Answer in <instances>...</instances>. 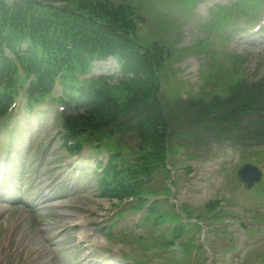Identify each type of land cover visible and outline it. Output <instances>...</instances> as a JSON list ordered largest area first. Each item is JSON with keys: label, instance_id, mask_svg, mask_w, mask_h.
Wrapping results in <instances>:
<instances>
[{"label": "rangeland", "instance_id": "obj_1", "mask_svg": "<svg viewBox=\"0 0 264 264\" xmlns=\"http://www.w3.org/2000/svg\"><path fill=\"white\" fill-rule=\"evenodd\" d=\"M217 1L220 0H205L201 3H199L198 0H144L141 10L145 13V23L137 29L139 32L138 41L140 40L143 42L153 39L149 38L150 30L157 27H164V32H162L161 35L154 37V40H158L161 43L165 42V44L168 43L167 46L169 48H174L177 43L180 47L176 48H179L181 53L184 50L188 54H193L196 51L195 54L198 53L202 57V67L209 66L211 63L209 58L204 57L207 52L203 50V48L202 51L199 47H196L195 49L187 48L189 44L193 45L195 43L194 39H196L197 36H200L199 32L203 29H201L198 25H194L193 23L195 21L184 22L181 27H179V24L186 17L192 18L193 14L191 11L193 5V10L197 11V13L200 12V15L203 17L207 15L205 10L207 9V6ZM138 10L141 13L139 8ZM160 11L161 17L159 15ZM166 33H168L169 36L166 37ZM161 36L163 42L160 39ZM260 39V36L245 39L241 42L240 46H242V49L246 52H249L250 50L253 51V48L250 47L252 44L251 42L255 43L254 45H258ZM171 53H174V49H171ZM254 54L255 56L250 58L247 68L248 71L253 70V64L256 62V66H259L255 70L260 71V74L257 76L259 77L261 73L264 72V62L261 63V61H256V54L257 56H260L261 52L259 54L258 52ZM199 62L200 60L196 59V56L193 55L191 58H183L181 61L173 63L170 69L177 68L176 75L179 79H176L177 84L175 87L183 88L186 87V85L193 86L192 81L194 82L197 80L200 75L198 74V71L200 70ZM167 66L168 65H165L163 70H167ZM239 66L241 67V64ZM228 68L229 65L226 66V69ZM260 68L261 70H259ZM170 69L165 72V76L168 77L169 80L175 81L169 73ZM253 77L252 71L247 74L248 80ZM180 80H183V84H181ZM243 83L245 84V80ZM246 83L250 86L249 81H246ZM170 105L172 107L171 100ZM170 109L171 116L174 115L180 118L181 128L183 127L185 128V131L191 133L193 131L190 129L191 119L189 118V114L185 106L180 112H177L173 108ZM75 111L76 110L71 107V109L69 108L67 110V114L74 116L76 115ZM58 121L59 119L56 120V125L51 127L53 122L49 120L47 127H44V129L38 133L33 129L34 127L38 128L41 125L42 119H38L37 122L35 113L25 120H23V118L19 119L18 125L19 127L23 126V128L22 130H16L14 144H18L19 147L23 146V153L19 162L16 161L15 165H19L23 169L27 168V170L30 171L29 180L27 181V185L25 187V190L27 191L21 195L25 199H28L31 196H40L42 190L52 193L55 192V190H51V186L43 187V183H49L52 180V175L55 174L50 171L56 164V156H59V161L65 156V147L58 141L59 139L57 134L60 130L57 125ZM24 125H28L27 128L24 127ZM181 128L178 129L176 127L175 131H182ZM2 136L3 134L1 135V138ZM226 136L230 138L231 135L226 134ZM137 140L136 133L130 130L129 132H125L124 137L121 139V143L130 146L136 144ZM205 141L199 139L191 148L192 153L196 155L194 158L191 156L187 157V155L183 152H178V156L176 157L179 161V168L177 172L179 188L177 189V198H179L180 202H184L189 205V208L192 211H196L197 213L195 214L201 213L207 217H211L210 213H208L207 207H205L210 199H219L223 196L233 197L231 205L228 207L231 208L233 212H236V215H238L237 210L240 211L243 207L239 208L238 205L234 204L233 202L235 199L238 200H235V202H241L243 206L248 205L253 208L251 214L247 218L248 225H251L253 223L251 222L253 216L252 214H254L255 208L261 205L262 199L259 198L260 194H258L256 190L248 192L244 191V193L240 191L241 187L237 184L235 173L232 174V171H236L235 160L229 163H224V161H222L224 164L222 165L223 168L221 167V155L224 154L229 157L234 155V148L230 146V143L232 142L227 141L224 143L222 138L215 140L208 138L207 141ZM31 145H33V152L29 149ZM256 147L257 144L255 148ZM236 150L238 151L236 155L239 156L240 163L243 160L250 161L255 159L262 165V167H264V156L255 158L256 153L252 154L240 151L237 148ZM17 155H19V153ZM38 156H44L46 158L44 164ZM13 159H15V155H13ZM45 172H49L48 180L38 183V180L43 177ZM36 183H38V185L33 186ZM82 184L83 185L80 189L75 192H73L72 189L63 190L67 194H65L66 196L59 201H62L65 206L62 209H58V207L54 208L51 215L42 216L43 213L40 209H36V211L33 212L30 208H27L24 203L19 204V208L22 206L23 210L18 209L17 206L12 204L3 205L0 208V247L9 248V252H12L10 255L14 256V258L16 257L19 264H60L58 256L62 258L63 264L65 261L64 259L72 262L73 264L85 262L82 260L83 254L79 253L76 249L78 248L77 245L75 246L76 248L70 247L73 243L76 244L75 242L79 240L82 219H87V221L83 223L85 228H87L88 225L96 226L98 218L101 220V218L112 217V214L115 213V207H113L115 205L111 204L112 202L108 200V196L105 192L100 191L97 184L93 181L87 182V180H84ZM224 185H226L225 188ZM159 186H161L160 183ZM8 189L12 193H17L10 186H8ZM163 191L165 192L166 190ZM15 194L13 196H16ZM245 196L252 197L248 200V202H246L243 201ZM26 208L28 211L27 214L29 215L28 218L25 217V214H23ZM261 213L264 214V208H262ZM33 214H35L36 217L42 216V218L36 219ZM127 215V217L122 218V221L120 222L121 224H119L118 227L122 226V224H129V226H131V230L135 229V234H144L145 231L142 228L137 227L136 222L133 221L135 213H128ZM241 217H244V214L241 213ZM238 220H235L234 223H229L227 222V219H216V221H211L210 224H207V229L210 231L207 232L208 241L213 247V255L210 254V259L212 256L217 257V260H214L213 262L214 264H238L236 261L231 262V259L235 256V253L240 252L237 251L238 246L240 248L243 243L248 247L250 245L251 248H256V250L254 251L252 258L246 261H244L246 258H241L239 260V264H252L250 262L251 260L254 261V258L257 257V255H260V252L264 253V231L255 232L250 229L243 234V231L240 229L241 224L237 222ZM101 221L102 223L105 222L103 220ZM163 221H165V219H163ZM111 222H109V224H112ZM70 225H74V229L66 232L64 229L68 228ZM104 227L105 225H103V228ZM196 228V224H185L183 230L184 236L182 239L186 238L187 241L186 243L183 242V251L179 250L177 252L170 253L166 264H177V259L185 255V264H188L187 259L190 253H192L191 256L195 260L194 264H208V262L205 261L207 259V254L202 246L200 237L192 240L194 235L198 234ZM253 228H255V226ZM191 231H194L193 235L190 234ZM107 232V229L103 231V235ZM125 239L128 240V238ZM96 240L99 242L104 241L107 246L114 245L113 242L106 239L105 235L104 237L101 236L98 229H96L95 236L90 239L91 242ZM257 241H260L259 246H255V242ZM173 242L179 245L177 240H173ZM155 244L156 246H160L159 240H157ZM129 248L131 250L129 252H125L132 258V260L144 258V255H142V252L137 247L130 246ZM155 248L156 247L153 244L152 249ZM257 251L260 252L254 256ZM164 252V247L160 246L157 254L163 256ZM96 253L99 252H95L94 254ZM118 256L120 258L121 252H118V249L116 250L115 248L112 251H106L105 255H101V258L108 257L117 259ZM91 257L92 255L89 256V259H91ZM161 261L162 259L160 258L155 259L150 257V262L152 264H157V262L160 263ZM1 263L2 262H0V264Z\"/></svg>", "mask_w": 264, "mask_h": 264}, {"label": "trees", "instance_id": "obj_2", "mask_svg": "<svg viewBox=\"0 0 264 264\" xmlns=\"http://www.w3.org/2000/svg\"><path fill=\"white\" fill-rule=\"evenodd\" d=\"M14 4L13 11L0 9V102L8 101L11 92L17 91L19 66L28 77L35 76L31 91L33 88L49 91L48 85L57 69L63 68L61 83L66 93L73 96L77 81L74 67L79 65V69L85 71L95 57L113 54L125 60L133 77L117 76L116 87H110L118 88L123 99L110 100L114 104L109 106L125 114L128 123L137 122L149 138L153 136V141L158 143L155 153L162 160L167 143L166 132L160 131L166 125L157 98L158 69L169 50L157 41L141 44L136 41V20L143 21L144 16L131 4L119 5L106 0H15ZM149 38H154L153 32ZM22 41L27 42L28 47L18 53L15 48ZM5 47L11 51L9 54ZM83 99L78 103H86ZM102 106L97 109L106 113L109 109L104 110ZM93 114L87 111L80 113L76 120L67 118L66 128L73 136L82 135L87 128L96 129Z\"/></svg>", "mask_w": 264, "mask_h": 264}]
</instances>
